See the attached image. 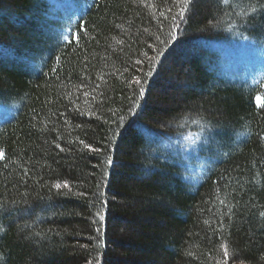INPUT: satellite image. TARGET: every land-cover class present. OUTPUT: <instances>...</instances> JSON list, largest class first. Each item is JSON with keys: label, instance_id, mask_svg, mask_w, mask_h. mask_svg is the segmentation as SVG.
<instances>
[{"label": "trees", "instance_id": "1", "mask_svg": "<svg viewBox=\"0 0 264 264\" xmlns=\"http://www.w3.org/2000/svg\"><path fill=\"white\" fill-rule=\"evenodd\" d=\"M87 1L65 42L46 0H0V105L17 107L0 264H222L224 247L264 264V78L223 75L214 51L264 47V14L240 17L257 0ZM196 148L208 166L187 176L177 151Z\"/></svg>", "mask_w": 264, "mask_h": 264}, {"label": "rangeland", "instance_id": "2", "mask_svg": "<svg viewBox=\"0 0 264 264\" xmlns=\"http://www.w3.org/2000/svg\"><path fill=\"white\" fill-rule=\"evenodd\" d=\"M75 3L74 0H46V4L49 7L50 19L60 23L63 28L57 31V28L53 27L54 33L57 32L59 38L61 33L66 35L61 41L69 38L73 31L74 24L82 19L85 10H87L86 8L90 5V2L87 4L79 3V6H76ZM228 35L233 37V33L231 32H228ZM65 42H67V40ZM251 44L252 41L248 38H246V40L237 41V37H235L228 43L221 45L217 44L214 51L221 60L218 64V68L223 71V75L232 77L229 71L226 70V67L232 68L233 71L239 70L240 79L242 81L239 78L237 79L240 82H245L250 86H254L259 84L264 78V47H249ZM225 56L227 57L226 59ZM223 59L229 60L228 66H226L227 61L225 62ZM16 112L17 107L15 105H0V126L11 120L16 115ZM204 148L202 149L204 150ZM174 151L176 152V150H172V152ZM195 151L194 155L190 158L183 154L181 150L177 151L182 159L187 176H196V174L200 173L203 166L204 168L208 166L209 160L205 161V159H201L198 155L197 148Z\"/></svg>", "mask_w": 264, "mask_h": 264}, {"label": "snow or ice", "instance_id": "3", "mask_svg": "<svg viewBox=\"0 0 264 264\" xmlns=\"http://www.w3.org/2000/svg\"><path fill=\"white\" fill-rule=\"evenodd\" d=\"M225 2L227 3V0H225ZM179 3L181 6H183L185 4L190 3V0H179ZM257 5H258V7H257ZM185 10L186 9L182 8V10L179 13H177V15L180 16L181 18H183ZM169 11H171V9H169ZM258 11H260L262 14H264V0H257V4H250L248 6V10H246L242 14H240L241 22L242 23H251L254 20V16L250 15V13H257ZM137 63H139V61H137ZM260 87H264V84H261ZM142 94H143V92H141V95ZM254 99L256 101L257 108H264V93L256 94L254 96ZM260 139L264 140V136H261ZM81 143H83V141H81ZM56 147L60 148V145L57 144ZM85 147L89 148L90 150H97L98 151V149H91V147L89 145H85ZM61 150L63 151V149H61ZM0 159H4V153L2 151H0ZM53 186L56 189H60L61 186H63L64 188L70 189V185L67 182H64L63 185L57 183ZM221 203H224V202L221 201ZM230 212H231V209H229V213ZM258 216H259V218L264 220V210L259 211ZM100 219L102 220L103 216H100ZM229 219H231L230 215H229ZM222 224H223V222L221 221V225ZM222 247H224V246L222 245ZM229 259H230L229 252H228L227 248L224 247L222 264H228ZM89 264H92V262L89 261ZM218 264H221V262L218 261Z\"/></svg>", "mask_w": 264, "mask_h": 264}]
</instances>
